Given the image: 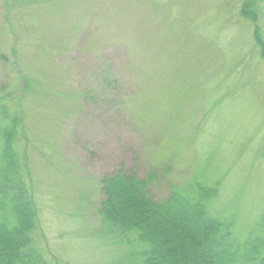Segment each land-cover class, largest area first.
Wrapping results in <instances>:
<instances>
[{"label": "rangeland", "instance_id": "obj_1", "mask_svg": "<svg viewBox=\"0 0 264 264\" xmlns=\"http://www.w3.org/2000/svg\"><path fill=\"white\" fill-rule=\"evenodd\" d=\"M242 1L0 0V102L50 264H131L99 233L117 170L149 175L156 200L219 181L209 207L240 237L264 212V0L254 20Z\"/></svg>", "mask_w": 264, "mask_h": 264}, {"label": "trees", "instance_id": "obj_2", "mask_svg": "<svg viewBox=\"0 0 264 264\" xmlns=\"http://www.w3.org/2000/svg\"><path fill=\"white\" fill-rule=\"evenodd\" d=\"M252 3L243 0L239 12L254 20L257 0ZM6 104L0 102V264H50L35 237L38 208L24 150L18 149L24 135L21 119ZM151 181L149 175L123 170L102 181L99 233L137 249L130 251L131 264H264V212L240 237L234 217L218 218L209 207L219 181L207 185L195 180L183 188L172 184L162 200L152 196ZM191 220L196 228H190Z\"/></svg>", "mask_w": 264, "mask_h": 264}]
</instances>
